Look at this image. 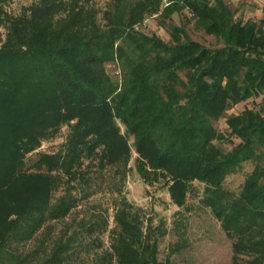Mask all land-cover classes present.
Here are the masks:
<instances>
[{
  "label": "trees",
  "instance_id": "trees-1",
  "mask_svg": "<svg viewBox=\"0 0 264 264\" xmlns=\"http://www.w3.org/2000/svg\"><path fill=\"white\" fill-rule=\"evenodd\" d=\"M10 1L0 0V264H157L166 230L125 195L110 223L95 210L65 222L91 166H114L123 180L132 159L179 208L201 185L232 264H264V15L237 18L226 0H35L18 14ZM182 10L220 43L175 22L168 41L143 29L149 16L164 24ZM64 125L59 147L42 150ZM246 161L240 190L225 187ZM40 233L22 256L17 245Z\"/></svg>",
  "mask_w": 264,
  "mask_h": 264
},
{
  "label": "rangeland",
  "instance_id": "rangeland-1",
  "mask_svg": "<svg viewBox=\"0 0 264 264\" xmlns=\"http://www.w3.org/2000/svg\"><path fill=\"white\" fill-rule=\"evenodd\" d=\"M35 0H12L5 5V8L13 14H18L24 6L31 4ZM96 6H103L107 0H91ZM229 5L236 9L235 17H259L264 15V0H226ZM165 23L159 22L157 16H149L145 20L143 29L154 32L156 35L168 41L170 39L168 24L180 23L185 27L188 35L208 46H217L220 41L214 35L206 33L202 28L196 25L195 21L190 18L186 10L175 11L174 14L164 20ZM5 28H2L4 32ZM251 104L239 102L234 107L227 110V114L239 112L244 107ZM218 127L224 129L226 126L225 117H221L217 122ZM68 127L64 125L61 130L54 136L44 140L41 149L46 151L56 150L65 140ZM228 147L229 144L225 143ZM136 153H133L134 158ZM131 166L123 180L121 174L115 171L114 166L99 172L97 166H91L90 186L80 180L72 193L77 195L80 200V207L74 209L72 214L67 217L68 222L71 217L81 218L87 211H99L108 216L109 223L112 221V214L115 210V200L120 194L125 195L132 200L134 204L142 208L146 218H150L154 225H160L165 228V232L159 235L157 264H232V247L230 237L224 233L220 221L216 219L210 207L202 205L200 198L202 195L201 185H196L197 191H192L187 198L186 203L179 208L170 199L169 192L162 187L160 181L146 183L135 169L133 159L129 162ZM252 161L242 163V166L234 173L228 174L224 186L239 191L245 174L251 170ZM66 185L55 191L54 196L58 195L65 189ZM88 191L86 196L83 195ZM174 219L177 222H174ZM56 227L47 236L44 246L51 244L52 237L57 235L64 224L62 221L56 222ZM157 233V232H156ZM155 233V234H156ZM42 234H37L36 239L32 238L24 243L18 244V249L22 256L28 251L36 249L40 242ZM103 245L109 243L108 233L100 235ZM85 242H90L92 237L86 235ZM176 243H182L179 250H173ZM92 250H97L95 246ZM86 249V247H85ZM87 252L91 254L92 252ZM40 254H42L40 252ZM9 264V263H6Z\"/></svg>",
  "mask_w": 264,
  "mask_h": 264
},
{
  "label": "built area",
  "instance_id": "built-area-1",
  "mask_svg": "<svg viewBox=\"0 0 264 264\" xmlns=\"http://www.w3.org/2000/svg\"><path fill=\"white\" fill-rule=\"evenodd\" d=\"M230 1V0H229Z\"/></svg>",
  "mask_w": 264,
  "mask_h": 264
}]
</instances>
